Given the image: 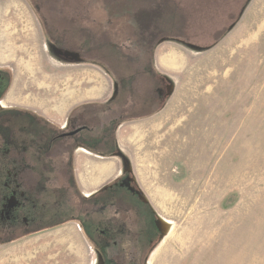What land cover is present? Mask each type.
Instances as JSON below:
<instances>
[{
    "label": "rangeland",
    "instance_id": "rangeland-1",
    "mask_svg": "<svg viewBox=\"0 0 264 264\" xmlns=\"http://www.w3.org/2000/svg\"><path fill=\"white\" fill-rule=\"evenodd\" d=\"M23 1V6L17 5L15 24L0 22V51L7 52L15 44L18 59L25 58L26 51L36 53L46 43L41 26L27 17L36 14L48 20L44 27L50 39L68 45L73 42L72 25L60 17L76 10L87 15L84 6L93 0ZM101 1H111L113 6L100 7ZM143 1L97 0L96 15L107 18L111 12L126 11L128 4L132 20L153 15H161V22L175 20L172 30L153 35H175L183 43L164 46V51L176 52L181 58L177 62L181 69L176 72L177 97L161 131L145 138L143 131H125L127 153L117 148V131L107 132H112L114 154L122 155L127 171L119 182L128 176L133 188H144L146 203L160 224V237L146 264H264V0H166L159 11L153 6L140 11L138 6L146 5ZM60 3L66 8L57 7ZM245 9L243 22L231 31ZM9 14L8 5L0 3V16ZM120 25H114L112 32L108 27L107 37L93 45L107 47L116 61L131 63L120 68L114 65L115 71H123L121 80L128 87L146 62L135 54L150 40L139 39L142 34L137 23H130L129 33L126 24L122 26L125 31ZM80 35L77 39L89 36ZM185 42L190 43L192 56L186 54ZM1 70L6 78L11 74L8 66ZM107 114L101 118L107 119ZM9 116L8 111L0 114V131H9ZM115 120L111 123L116 126L119 120ZM20 125L27 126L31 135L43 130L32 116L24 117ZM92 132L84 129L75 136L57 138L56 143L95 137ZM64 170L63 180L70 181L71 187L75 184L72 167L67 164ZM106 199L113 202L108 212L124 203L136 209L142 201L140 195L122 187L107 192ZM100 213H96L97 220ZM75 215L83 219L81 213ZM89 231L96 237L90 224ZM39 246L40 241L22 247L17 259L21 264H44L48 252ZM8 258L13 253H3L0 264H6Z\"/></svg>",
    "mask_w": 264,
    "mask_h": 264
},
{
    "label": "crops",
    "instance_id": "crops-1",
    "mask_svg": "<svg viewBox=\"0 0 264 264\" xmlns=\"http://www.w3.org/2000/svg\"><path fill=\"white\" fill-rule=\"evenodd\" d=\"M160 2L145 0L143 3L146 5L138 6V10H147L153 6L159 7L157 9L159 11L167 1H163L164 4ZM0 3L7 4L10 11L8 17L0 16V22L8 21L15 24L18 20L17 5L20 3L23 6L24 1L0 0ZM86 3L84 8H87V15H82L81 11L76 10L60 17L72 25L73 42L68 45L54 43L50 39L47 28L44 27L49 23L48 20L45 21L42 16L36 14L27 17L31 23L41 26L46 34V43L44 42L45 45L43 44L44 46L36 53L26 51L25 58L20 59L17 58L15 44L7 52L0 51V73H3L1 70L3 66H8L11 71L7 78L5 76L8 89L0 99V109H9L13 131H21L20 123L27 116L38 119L43 125L42 131H72L81 127L93 131L96 140L87 142L86 139H80L72 164L74 182L79 192L89 197L121 187L119 180L127 172L123 168L122 155L113 152L112 132L111 134L109 132V135L108 131H117V148L126 153L129 150L127 149L129 139L125 131H143L144 138L147 135L151 136L153 131H161L162 122L168 119L169 115H166L177 97L176 72L181 69V65L177 63L181 58L176 52L164 51V46L183 43L175 35L163 38L153 35L156 31L160 34L162 30L163 32L172 30L170 26L177 24L175 20L161 22L159 20L161 15L132 20L128 4L126 11L115 14L111 12L109 17L102 19L96 15L97 0ZM101 4L100 7L113 6L111 1H103ZM57 7L66 8L64 3ZM12 9L15 10V14H12ZM26 10L29 12L28 8ZM245 13L246 9L231 31L243 22ZM130 23L139 25L138 29L142 34L139 39L150 41L145 42L143 50L135 54L138 60L144 57L146 62L141 63L142 67L137 70L139 73H136L135 79L127 87L122 83L123 71L119 68L124 64L129 66L131 63L123 64L112 59L111 50L106 49L107 47L98 48L93 42L106 38V29L109 27V31L112 32L114 25L117 24H121V27L126 24L128 30L125 31L123 27L122 29L131 32ZM162 24L168 25L165 27L167 29L160 26ZM77 34L89 36L77 39ZM82 39L89 40V43L80 41ZM184 45L186 54L188 52L192 56L193 49L190 43L187 45L185 42ZM27 55L31 57L26 58ZM114 65L119 66L116 71ZM112 111L115 115H111ZM135 112L138 114H133ZM105 113H108L106 115L108 118L103 120L101 115ZM115 119L120 122L114 128L111 122ZM162 131H170V128ZM142 189L144 190L143 187ZM143 190L137 191L146 201L148 196L146 197ZM38 241L39 247L48 252L46 261H42L44 264L103 263L92 235L80 219L67 220L62 225L40 233L0 244V258L3 253H13V258L6 259V264H21L17 259V250L20 251L22 247Z\"/></svg>",
    "mask_w": 264,
    "mask_h": 264
},
{
    "label": "flooded vegetation",
    "instance_id": "flooded-vegetation-1",
    "mask_svg": "<svg viewBox=\"0 0 264 264\" xmlns=\"http://www.w3.org/2000/svg\"><path fill=\"white\" fill-rule=\"evenodd\" d=\"M0 74L1 93L8 83ZM5 111L10 114L9 109H0V114ZM8 121L9 131H0V244L80 219L88 232L89 224L96 231V237H92L102 264H146L160 237V224L140 192L132 190L128 176L119 184L140 195L142 204L135 209L131 203H124L108 212L113 202L104 200L107 192L85 197L76 184L72 182L69 187L70 181L63 180L64 168L67 164L72 167L80 139L65 145L57 144L56 139L79 132L70 135L74 130L42 131L31 135L27 126H22L21 132L13 131L10 116ZM98 210L101 213L97 220ZM76 213H81L83 219Z\"/></svg>",
    "mask_w": 264,
    "mask_h": 264
},
{
    "label": "trees",
    "instance_id": "trees-1",
    "mask_svg": "<svg viewBox=\"0 0 264 264\" xmlns=\"http://www.w3.org/2000/svg\"><path fill=\"white\" fill-rule=\"evenodd\" d=\"M8 89V87H7V85H6V87H5V89L0 93V99L3 97V95H4V93H5V91ZM116 122V121H115ZM120 121H118V123H119ZM117 123V124H118ZM113 126H114V128H115V124H113ZM115 151V146H114V150H113V152Z\"/></svg>",
    "mask_w": 264,
    "mask_h": 264
},
{
    "label": "water",
    "instance_id": "water-1",
    "mask_svg": "<svg viewBox=\"0 0 264 264\" xmlns=\"http://www.w3.org/2000/svg\"><path fill=\"white\" fill-rule=\"evenodd\" d=\"M1 75V74H0ZM83 128H79V129H76L74 130V132L70 133V135H73V134H76L78 132H80Z\"/></svg>",
    "mask_w": 264,
    "mask_h": 264
}]
</instances>
